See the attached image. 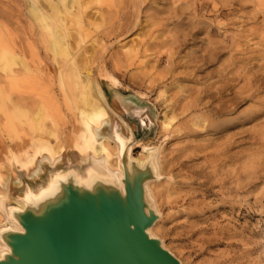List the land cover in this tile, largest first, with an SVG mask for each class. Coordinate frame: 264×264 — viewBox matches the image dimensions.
<instances>
[{"label":"rangeland","instance_id":"rangeland-1","mask_svg":"<svg viewBox=\"0 0 264 264\" xmlns=\"http://www.w3.org/2000/svg\"><path fill=\"white\" fill-rule=\"evenodd\" d=\"M79 3L86 24L80 46L76 25L65 24L70 52L88 60L83 75L153 109L155 134L130 157L159 146L154 237L181 264H264V0ZM24 12V0H0L7 47L36 72V93L54 99L63 153L76 154L78 110L62 93L70 82L32 37ZM5 91L1 77L0 99ZM12 97L27 107L38 100L26 85ZM11 115L6 103L0 109V190L6 176L25 173L20 159L36 164L49 146L39 142L46 136L38 130L12 132Z\"/></svg>","mask_w":264,"mask_h":264},{"label":"water","instance_id":"water-1","mask_svg":"<svg viewBox=\"0 0 264 264\" xmlns=\"http://www.w3.org/2000/svg\"><path fill=\"white\" fill-rule=\"evenodd\" d=\"M98 89L107 118L97 134L115 144L121 173L63 153L6 176L0 264H181L148 232L160 218L146 189L161 179L159 146L141 165L130 157L155 134L153 109L109 85Z\"/></svg>","mask_w":264,"mask_h":264},{"label":"bare ground","instance_id":"bare-ground-1","mask_svg":"<svg viewBox=\"0 0 264 264\" xmlns=\"http://www.w3.org/2000/svg\"><path fill=\"white\" fill-rule=\"evenodd\" d=\"M79 1L80 0H24V20L27 23V26L29 25L32 29V37H35L36 40L40 42V45L41 43L44 44L45 50L43 49V51H46V55H49L48 57L52 62H55L56 65H60V71L58 72L59 77L64 76L70 82V86H62V93L64 102H66L73 111L78 110L76 121L81 131L75 134L76 136L73 143L76 155L80 159L89 158L96 164H102L108 172L113 175L116 173L120 174L121 170L118 166L117 149L115 144L107 138L98 137L97 134V131L106 121L107 114L104 108L102 109L100 103L99 95L101 96V93L98 86L92 82L89 75H83L82 70L85 68L82 66V62H87L88 60H86L84 56L78 58L77 53L72 54L67 43L69 32L66 28L65 21L73 22L77 27V46H80L83 43V32L86 24L83 22ZM13 48L17 47L14 45ZM41 48H43V46ZM35 53L37 52L35 51ZM86 73L89 74V70H87ZM0 76L4 79L6 85L5 92L7 93L6 96L0 99V109L5 107L6 103L10 104L12 108V115L9 117L8 128L16 134V127L22 128V126H26L28 129L38 130L40 136H46L45 139L39 141L40 143L45 142L47 143L46 145H49L48 149L43 154L42 159H46L49 164H52L63 154L62 142L57 135L55 127L58 123H62V117L53 98L45 97L36 93V85L39 81L36 72L30 71L20 58L19 54H16L13 49L7 47L6 32L1 20ZM20 85H26L34 95L38 97L36 104L32 105L34 102L31 101V107H27L23 106V104H26L25 102L19 104L16 100L14 101L12 95L18 90ZM28 101L29 100H27V102ZM51 112L53 113L52 115L49 114ZM3 115L4 114H2V116ZM46 122H50L51 126H47ZM52 138L55 141L54 144L50 142V139ZM139 145L140 143L136 144L135 148H139ZM153 148L154 147H146V149H143L144 151H142L143 154L135 157L139 165L143 163L148 152L153 150ZM20 163L22 167L24 166L23 168L25 169L24 171L26 174L32 169L34 170V161L27 160L26 162L20 159ZM155 164L160 172V155L156 156ZM156 186L157 185H155L153 181L146 186V189L158 211V201L155 192ZM4 197L5 194L3 189L0 190V219L3 222L4 216L1 210V203ZM159 221L160 218L149 229L148 232L151 236H155L156 230L159 229ZM1 247L2 245L0 244V248Z\"/></svg>","mask_w":264,"mask_h":264}]
</instances>
